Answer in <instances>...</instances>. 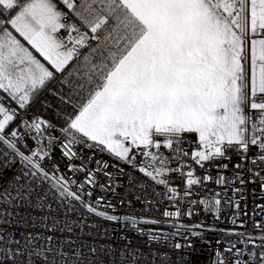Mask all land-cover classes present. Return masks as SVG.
Wrapping results in <instances>:
<instances>
[{
	"label": "snow or ice",
	"instance_id": "obj_1",
	"mask_svg": "<svg viewBox=\"0 0 264 264\" xmlns=\"http://www.w3.org/2000/svg\"><path fill=\"white\" fill-rule=\"evenodd\" d=\"M58 82L78 100L62 129L65 156L75 155L79 134L126 162L143 149L163 164L152 148L173 149L195 133L204 148L192 153L197 163L224 156L225 145L245 153L257 146L264 161V0H0V144L30 166L23 177L53 181L61 197L84 205L91 193L45 171L47 152L25 156L11 130L17 117L8 103L25 109ZM50 127L28 126L37 143ZM140 171L165 183L162 167ZM187 176L189 186L198 183Z\"/></svg>",
	"mask_w": 264,
	"mask_h": 264
},
{
	"label": "built area",
	"instance_id": "obj_2",
	"mask_svg": "<svg viewBox=\"0 0 264 264\" xmlns=\"http://www.w3.org/2000/svg\"><path fill=\"white\" fill-rule=\"evenodd\" d=\"M76 104L69 86L59 82L25 109L8 103L16 108L11 130L19 133V151L47 152L40 161L45 171L63 177L70 191L91 195H83L82 205L61 197L53 181L23 177L30 166L0 144V264H261L264 161L257 146L245 153L225 145L224 156L197 163L192 153L200 149L199 140L183 133L173 149L150 150L163 164L145 157L148 150L133 149L140 159L128 165L77 134L75 155L68 157L69 137L62 129ZM38 120L51 125L40 143L28 128ZM142 167L164 168L157 180L165 183L146 176ZM188 172L198 183L188 185ZM85 205L117 219L97 216Z\"/></svg>",
	"mask_w": 264,
	"mask_h": 264
},
{
	"label": "rangeland",
	"instance_id": "obj_3",
	"mask_svg": "<svg viewBox=\"0 0 264 264\" xmlns=\"http://www.w3.org/2000/svg\"><path fill=\"white\" fill-rule=\"evenodd\" d=\"M245 55H248V45H246L245 46ZM245 67H246V71H250V67H249V64L248 63H246L245 64ZM13 105H15L17 108H19L18 107V105H16L14 102H11ZM20 109V108H19ZM86 138V137H85ZM199 140V139H198ZM199 143H200V141H199ZM201 145V144H200ZM197 151H204V148H203V146L201 145V147H200V149H198ZM196 152V151H195ZM130 155H131V153H130ZM139 159H140V157L139 156H137L136 154H135V160H133L131 163H129V162H126L128 165H131V164H136L138 161H139Z\"/></svg>",
	"mask_w": 264,
	"mask_h": 264
},
{
	"label": "trees",
	"instance_id": "obj_4",
	"mask_svg": "<svg viewBox=\"0 0 264 264\" xmlns=\"http://www.w3.org/2000/svg\"><path fill=\"white\" fill-rule=\"evenodd\" d=\"M33 102H34V101H33ZM31 103H32V102H31ZM31 103H30V104H31ZM196 171H197V174L200 173V167H199V166L196 167Z\"/></svg>",
	"mask_w": 264,
	"mask_h": 264
},
{
	"label": "crops",
	"instance_id": "obj_5",
	"mask_svg": "<svg viewBox=\"0 0 264 264\" xmlns=\"http://www.w3.org/2000/svg\"><path fill=\"white\" fill-rule=\"evenodd\" d=\"M257 38H259V37H257ZM195 134V133H194ZM196 136H197V138L199 139V137H198V135L196 134Z\"/></svg>",
	"mask_w": 264,
	"mask_h": 264
}]
</instances>
